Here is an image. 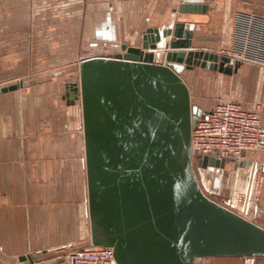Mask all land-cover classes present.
I'll list each match as a JSON object with an SVG mask.
<instances>
[{
    "label": "crops",
    "instance_id": "0c3cea01",
    "mask_svg": "<svg viewBox=\"0 0 264 264\" xmlns=\"http://www.w3.org/2000/svg\"><path fill=\"white\" fill-rule=\"evenodd\" d=\"M182 2L206 11L175 12ZM175 14L194 25L193 48L244 59L231 75L182 72L187 84L198 72L237 88L197 107L260 103L264 129V0H0V88L17 85L0 93V264H70L71 252L90 246L82 114L69 85L82 59L140 46ZM239 162L263 163L264 151ZM258 181L255 222L264 225V173Z\"/></svg>",
    "mask_w": 264,
    "mask_h": 264
},
{
    "label": "water",
    "instance_id": "95a60500",
    "mask_svg": "<svg viewBox=\"0 0 264 264\" xmlns=\"http://www.w3.org/2000/svg\"><path fill=\"white\" fill-rule=\"evenodd\" d=\"M205 11L182 2L175 12ZM193 27L175 14L148 28L140 46L82 59L69 85L82 114L90 246L111 248L117 264L264 258V225L255 222L264 162H193L202 109L181 74L199 67L231 75L241 65L193 48ZM224 191L225 205L211 197Z\"/></svg>",
    "mask_w": 264,
    "mask_h": 264
},
{
    "label": "built area",
    "instance_id": "2783aa9c",
    "mask_svg": "<svg viewBox=\"0 0 264 264\" xmlns=\"http://www.w3.org/2000/svg\"><path fill=\"white\" fill-rule=\"evenodd\" d=\"M226 56L241 63L244 60ZM191 144L194 165L209 157L239 162L248 151H264L260 106L249 109L240 102L228 100L202 111L192 129ZM69 261L70 264H117L109 247L88 246L75 250L69 254ZM255 261L254 257L242 258L243 264H255Z\"/></svg>",
    "mask_w": 264,
    "mask_h": 264
},
{
    "label": "rangeland",
    "instance_id": "374dc122",
    "mask_svg": "<svg viewBox=\"0 0 264 264\" xmlns=\"http://www.w3.org/2000/svg\"><path fill=\"white\" fill-rule=\"evenodd\" d=\"M188 86L191 93L192 103L198 107H208L214 103H218L219 99L224 100L229 95L235 94L236 89H233V92L230 91L229 87H225L228 83H231L230 79H217L213 76H208L206 73H192L187 76ZM228 101V100H227ZM233 101V100H232ZM244 105V104H243ZM245 106V105H244ZM257 106H260L261 114L263 106L258 103L252 107L245 106L249 109H254ZM217 201L218 198H217ZM258 220V216L256 218ZM255 219V220H256ZM88 233H89V221H88ZM89 236V235H88ZM90 244V237H88L87 245ZM198 264H243L241 258H211L200 260ZM255 264H264V258H256Z\"/></svg>",
    "mask_w": 264,
    "mask_h": 264
},
{
    "label": "flooded vegetation",
    "instance_id": "af4514ba",
    "mask_svg": "<svg viewBox=\"0 0 264 264\" xmlns=\"http://www.w3.org/2000/svg\"><path fill=\"white\" fill-rule=\"evenodd\" d=\"M114 53H116V52H114ZM114 53H113V54H114ZM111 55H112V54H111ZM212 197H214V199L217 201V198H218V197H217L216 195H213Z\"/></svg>",
    "mask_w": 264,
    "mask_h": 264
},
{
    "label": "bare ground",
    "instance_id": "6f19581e",
    "mask_svg": "<svg viewBox=\"0 0 264 264\" xmlns=\"http://www.w3.org/2000/svg\"><path fill=\"white\" fill-rule=\"evenodd\" d=\"M87 204H88V202H87Z\"/></svg>",
    "mask_w": 264,
    "mask_h": 264
}]
</instances>
